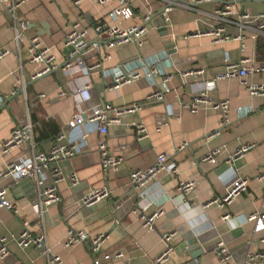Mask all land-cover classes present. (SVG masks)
<instances>
[{"label":"crops","instance_id":"1","mask_svg":"<svg viewBox=\"0 0 264 264\" xmlns=\"http://www.w3.org/2000/svg\"><path fill=\"white\" fill-rule=\"evenodd\" d=\"M16 1L20 6L14 18L6 5L0 4V50L10 52L0 61V174L24 149L4 155V142L16 126L28 120L35 125V152L48 151L61 135L63 142L75 145L77 151L58 163L66 176L58 185L61 201L50 206L42 220L38 218L36 180L18 174L0 177V190H6L7 200L18 212L0 208V238L6 239L10 250L0 264H50L39 248L18 246L16 238L23 231V222L34 235H46L48 248L62 264H94L95 257L101 259L100 264H153L167 249L164 235L172 236L168 264H222L218 242L227 246L231 264H247L249 254L264 252V228L249 221L254 213H264V181L259 180L264 170V96H250L239 78L218 82L210 94L229 102L225 127L221 126V113L211 105L197 113L184 108L227 64L241 60L264 64L263 35L233 39L242 32L237 24L240 17L244 13L258 16L264 10V0H220L197 7L189 0H173L183 5L169 14L168 27L161 15L166 0H130L135 14L130 19L111 16L120 5L117 0L105 4L81 0L79 7L74 5L76 0ZM221 8L231 11L228 22L220 25L230 40L217 41L210 35L219 26L215 11ZM147 15L152 20L146 24L143 18ZM72 23H80L91 40L102 46L108 35L96 33L98 24L106 29L145 26L146 34L141 48L119 46L109 52L108 59H103L99 50L91 51L85 57L89 74L79 68L71 73L65 69L69 50L64 42ZM21 25L17 40L16 29ZM159 28H166L167 35L161 36ZM33 38L50 48L55 58V69L37 79L34 76L42 66L29 60ZM118 66L135 68L142 77L114 88L107 73ZM150 71H155L151 78ZM198 71L202 74L196 77L186 75ZM245 82L264 85V73L248 76ZM61 90L66 96L60 97ZM156 92L164 95L163 100L147 101ZM133 104L142 105V110L122 114L106 135L99 132L98 123L86 119L75 128L69 126L75 116L85 118L87 111L98 106L126 108ZM135 124L146 128L147 137L138 139ZM102 141L112 156L123 158L117 171L102 168ZM244 145L254 147L231 161ZM215 150H221L216 165L202 162ZM161 154L177 172L162 171L145 187L134 189L130 174L148 170ZM72 174L79 178L75 187L69 180ZM239 179L247 180V191L234 198L229 208L213 203ZM40 180L43 187L51 184L48 174ZM181 182H194V190L182 194L178 191ZM104 187L110 191L108 197L91 206L83 204L90 192ZM226 213L230 214L228 220L223 219ZM152 214L157 217L149 229L142 218ZM69 231L85 232L89 238L103 235L105 240L94 256L89 242L65 247ZM118 254L121 257L117 258ZM106 255L111 256L108 262L103 259Z\"/></svg>","mask_w":264,"mask_h":264},{"label":"built area","instance_id":"2","mask_svg":"<svg viewBox=\"0 0 264 264\" xmlns=\"http://www.w3.org/2000/svg\"><path fill=\"white\" fill-rule=\"evenodd\" d=\"M114 0H99L100 4H105L112 2ZM120 5L112 12L113 17H122L125 19H130L134 17V11L130 5V0H117ZM220 0H189L190 4L194 7L201 6L204 4L218 3ZM167 7L165 8L162 15L163 23L166 27L169 26L170 19L169 14L177 6H182L180 2H175L173 0H166ZM81 0H76L74 5L79 7ZM0 4L6 5L10 13H12L13 18L15 17V12L20 6V1L16 0H0ZM193 7V8H194ZM190 8V7H189ZM231 11L229 8L225 10L218 9L215 11V18L219 21V26H217L210 35L214 36L217 41L230 40L232 37L226 32L225 28L220 26L223 23L228 22L227 17L230 16ZM152 20L150 15L143 18L144 23H149ZM238 26L241 28L242 32L235 36L233 39L243 41L247 36H251L253 39H257L258 36H264V10L258 16H252L249 13H244L239 21ZM254 25V26H250ZM24 26H19L16 29V39L19 40L20 32ZM96 33L107 32L108 41L105 45H101L99 42L93 41L90 38L89 31L81 27L80 23H72L69 32L65 38V47L69 50V61L65 66L68 72L73 73L74 70H79L84 74L88 75L91 69L86 66L85 57L91 51L100 52L103 59L109 58V52L119 46L126 44H134L138 48L143 46L144 36L146 34L145 26H134L130 29H121L118 27L107 28L103 24H98L95 28ZM253 33H251V32ZM104 48L103 50H100ZM10 52L8 50H0V61L8 56ZM29 60L30 62L42 66V69L38 71L34 79L41 78L45 75L51 73L54 69V56L51 53V49L44 47L38 38H33L29 44ZM147 65L146 62L143 63ZM155 71H150L148 77H153ZM264 73V64L251 65L249 60H241L237 63H229L222 70L214 74L212 82L208 83L203 89L200 90L198 94L194 96V99L184 105V108L188 109L192 113H197L204 105H211L215 110L221 113V126L225 127L229 123V110L230 105L227 100H219L218 98L212 97L210 91H214L217 87L218 82L226 79L239 78L242 80V84L246 86V90L250 96H264V85H248L245 80L248 76L257 75ZM202 71L190 72L186 75L196 77L201 75ZM112 78L113 87L119 88L124 85H129L142 77L140 71L134 69H129L127 66H118L110 70L107 73ZM88 89V86L87 88ZM85 89V91H86ZM84 91V92H85ZM15 94V92L13 93ZM60 97L66 96L65 92L62 90L59 92ZM43 97L42 95L39 98ZM164 95L160 92H156L147 98V101H161ZM2 99H0V104ZM143 108L140 104H133L126 108H114L110 105L98 106L95 109H91L86 112L85 118L81 115H77L70 122L69 126L75 128L76 126L82 124L84 119L89 122H95L99 124V132L102 135H106L108 132V127L119 122V117L124 113H135L141 111ZM134 128L138 139L147 137V130L142 124H135ZM35 125L28 120L22 126H16L10 137L4 142L2 146V154H9L15 149L24 148L22 155L19 159L10 163L7 170L0 174V177H6L12 174H18L24 179L36 180L38 184V218L41 220L46 214V210L52 206L59 204L61 197L58 191V185L66 180L62 170L60 169L58 163L63 160L70 158L75 155L77 147L75 145H67L63 142V135H61L55 143H53L48 151L35 152V137H34ZM254 146L244 145L242 146L235 155L230 159L234 161L241 158L246 153H248ZM99 151L101 154V165L104 170L117 171L123 163L122 157H114L110 154L107 148L106 142L102 141L99 144ZM221 154V150H215L211 154H208L202 159V162H207L212 165L217 164V158ZM167 156L161 154L158 156L157 162L154 166L145 171H134L130 174V183L134 189H141L145 187L154 177L160 174L162 171H168L175 174L176 166L174 164H167ZM50 177L51 184L48 187H43V181L40 180V176L47 175ZM72 186H77L79 184V178L77 174H72L69 177ZM260 181H264V170L259 176ZM247 180L239 179L234 185L227 190L226 194L215 200L213 203L218 205L220 208H229L233 199L242 193L247 191ZM195 188L194 182H181L178 191L184 195H188ZM110 191L107 187L93 190L89 195L84 198L83 204L85 206H91L98 200L108 197ZM264 204V200H263ZM0 208L7 209L13 214H18L16 207L11 204L6 197V190H0ZM157 214H152L148 216H143V224L146 228L153 229L154 221ZM230 214L226 213L223 217L224 220H228ZM249 221L259 222L262 228H264V213H254L250 216ZM105 236L99 235L93 238H89L88 234L82 231H69L68 238L65 243V247L69 248L76 244H84L89 242L91 252L94 256L103 244ZM163 240L167 244V249L154 261L153 264H168L169 256L173 252L171 246L172 236L164 235ZM16 242L19 247L27 248L30 246L39 248L45 255H47L50 264H62V260L59 256L51 253L47 246L46 235H34L29 229L28 223L23 222V231ZM264 243V239L262 240ZM10 254V250L7 246L6 239L0 238V261L4 260ZM217 255L219 256L220 262L222 264H231V255L228 251L227 246L223 242H218L217 244ZM121 257V254L116 256ZM105 261L111 259L110 255L103 257ZM101 259L98 257L94 258V264H100ZM247 264H264V252H259L255 254H249L246 260Z\"/></svg>","mask_w":264,"mask_h":264},{"label":"water","instance_id":"3","mask_svg":"<svg viewBox=\"0 0 264 264\" xmlns=\"http://www.w3.org/2000/svg\"><path fill=\"white\" fill-rule=\"evenodd\" d=\"M159 24H160V20L159 21L157 20V22H155V25L157 27H159ZM159 31L161 33V36H166L167 35L166 28H159ZM193 258H195V255L193 256Z\"/></svg>","mask_w":264,"mask_h":264}]
</instances>
